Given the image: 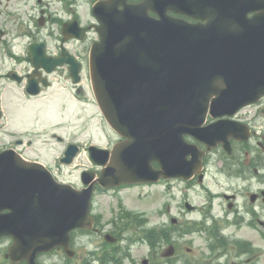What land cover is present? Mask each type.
<instances>
[{
    "label": "water",
    "instance_id": "1",
    "mask_svg": "<svg viewBox=\"0 0 264 264\" xmlns=\"http://www.w3.org/2000/svg\"><path fill=\"white\" fill-rule=\"evenodd\" d=\"M169 10L200 22L173 18ZM94 12L100 40L91 49L93 88L107 120L127 139L112 151L90 147L105 167L99 178L85 171L83 181H93L83 189L58 182L38 163L0 153V236H13L7 256L14 261L37 264L39 252L58 245L72 256L70 231L92 226L97 181L111 187L188 176L196 162L187 155L196 150L184 134L202 133L211 98L221 114L264 94V0H102ZM49 60L70 61L80 80L74 57ZM32 61L40 65L35 53Z\"/></svg>",
    "mask_w": 264,
    "mask_h": 264
},
{
    "label": "flooded vegetation",
    "instance_id": "2",
    "mask_svg": "<svg viewBox=\"0 0 264 264\" xmlns=\"http://www.w3.org/2000/svg\"><path fill=\"white\" fill-rule=\"evenodd\" d=\"M62 1L59 6L57 2L51 5L44 0H0V59L3 68L9 59L13 65L6 71L0 68V126L6 115L9 73L15 75L14 71H20L22 81L15 84L28 103L37 98L26 92L24 78L31 70V43L41 41L50 55H57L61 52V42L66 40L68 49L74 52L73 39L64 34L63 26L71 20L82 25L93 23L74 0ZM92 40L89 38V42ZM211 124L220 125L211 150L207 142L185 136L197 145L203 163L190 179L163 180L166 198L160 225H154L158 222L150 218L142 225L137 214L128 210H117L114 216L102 218V224L95 216L96 232L102 236L112 229L115 238L109 246L106 243L100 248L102 261L107 264H264V96L233 114H208L203 126ZM57 139L65 142L55 133L26 141L0 140V150L15 149L56 172L61 170L62 154L70 143L66 142L62 153L57 155ZM131 187L123 184L118 192ZM133 230L139 231L141 238L148 237L142 239H146L143 243L146 249L141 251L135 246Z\"/></svg>",
    "mask_w": 264,
    "mask_h": 264
},
{
    "label": "rangeland",
    "instance_id": "3",
    "mask_svg": "<svg viewBox=\"0 0 264 264\" xmlns=\"http://www.w3.org/2000/svg\"><path fill=\"white\" fill-rule=\"evenodd\" d=\"M90 1V0H89ZM92 1V0H91ZM82 4V9L85 10L88 7V3L80 0ZM83 90L85 92L86 100L84 103L75 102L71 99H61L58 98L57 103H53L51 106L44 108L42 111H35L23 104L25 100H14L11 105V110H8L9 115V128L10 130H16L18 136H20L25 130L34 129V132L38 131V129H43L42 119L39 117H34L31 122L30 114H43L44 117H48L53 123H60L63 119L62 113L65 112L64 107H66V111L71 114L70 121L61 124H57L55 126V130L61 132L63 135H72L75 140L81 141H94L99 145H110L115 141L114 135L109 130L108 126H104V121L102 120L101 114L99 112V108L92 99V93L90 91V75L88 68V57L85 60V68L83 70V81H82ZM55 92L60 93V90H56ZM52 96L54 98L57 96L56 93H53ZM37 109L41 105H43L42 98H38L34 100ZM62 104L64 107L60 111V106L57 104ZM74 108V110H73ZM80 114V115H79ZM22 117V118H20ZM68 117V116H67ZM31 124V126H30ZM74 128H73V126ZM30 126V127H29ZM73 129V130H72ZM78 129V130H77ZM80 130V131H79ZM14 133V132H11ZM15 134V135H17ZM24 134V133H23ZM9 133L4 136L7 140L9 138ZM60 150V148H58ZM85 167H92V163L87 155H82L71 167H62L60 174L63 178L70 179L76 183H79V174L81 170ZM165 186L163 183L150 184L149 186H140L128 189L117 196L116 193L109 195H99L95 198V212L102 218L112 217L114 214L115 202L117 197H123L125 201L124 206L127 209H132L137 211V213H142L145 215H149V218L153 222H158L160 225L161 221L164 220V217L161 216L163 207V201L166 198L164 192ZM178 195H181L179 193ZM126 203V204H125ZM107 226H110L109 224ZM144 230V226L142 227ZM139 234V231L133 230V237ZM10 239L7 237L0 238V264H18L12 263L4 257V253L7 250V247L10 243ZM136 245L139 246L137 248L146 249V245L143 244L142 240H134ZM74 248L78 251V256L80 259L89 255L98 254L93 250L98 249L99 246V237L95 233H85L82 234L80 232H76L74 234ZM77 256V257H78ZM89 256V257H90ZM39 260L42 264H75L77 263V259H72V261H68L66 259V255L63 252H50L46 254H42L39 257Z\"/></svg>",
    "mask_w": 264,
    "mask_h": 264
}]
</instances>
